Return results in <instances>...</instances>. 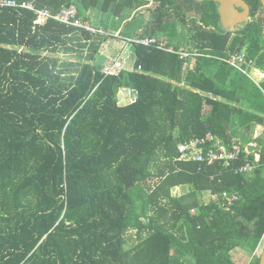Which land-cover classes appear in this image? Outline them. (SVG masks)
I'll return each mask as SVG.
<instances>
[{
  "label": "trees",
  "instance_id": "1",
  "mask_svg": "<svg viewBox=\"0 0 264 264\" xmlns=\"http://www.w3.org/2000/svg\"><path fill=\"white\" fill-rule=\"evenodd\" d=\"M14 1L33 10L0 8V264H235L234 249L252 254L264 238V80L249 73H264V19L216 32L215 3L202 2V25L183 35L185 21L172 17L195 7L152 0L153 20L130 38L112 36L120 29L109 20L91 24L89 11L124 19L149 0ZM70 7L103 33L34 23L37 11ZM120 39L133 63L104 74L96 57L112 58L102 46ZM61 50L75 61L62 62ZM239 55L245 64L231 65ZM122 87L133 103H119ZM207 133L227 146L256 142L259 161L245 152L227 167L179 160L178 144ZM245 160L252 172L235 174ZM179 187L189 192L173 195ZM225 192L237 200L227 204Z\"/></svg>",
  "mask_w": 264,
  "mask_h": 264
},
{
  "label": "built area",
  "instance_id": "2",
  "mask_svg": "<svg viewBox=\"0 0 264 264\" xmlns=\"http://www.w3.org/2000/svg\"><path fill=\"white\" fill-rule=\"evenodd\" d=\"M0 8H24L33 10V7L31 5L26 3H22L19 5L14 0H0ZM36 14L37 18L34 22L35 24L43 25L48 19H54L67 25L81 27L94 34L103 33L101 30H96L88 23H81L79 20H77V12L74 7H70L66 10H63L60 14L56 16H52L48 11H37ZM132 41L134 43L143 45H148L154 42L153 40L147 39H136ZM179 56L185 59L195 57L194 54H187L185 52H179ZM118 61L119 60L114 61L115 63H113L109 68H107L106 71H103V73L107 75L118 76L121 71L125 70V68H123ZM230 63L233 66H238V64H245V57L244 55L236 56ZM187 66L188 65L184 63V69ZM137 70L139 71L140 67H138ZM250 77L256 83H258L257 80H260L259 78H257L256 80V77L253 76ZM117 98L119 103L122 105L131 104L136 100L135 92H133L132 89L127 87H122L118 89ZM177 150L179 153V160L187 162L192 161L199 164H206L207 166H211L215 163H221L225 167L229 166L232 162L238 160L242 152H246L245 149L242 150L241 145L236 142V140H232L227 146L225 144H222V142L217 137L213 136L210 133L205 134L203 137H191L187 141L178 144ZM253 169L254 165L249 161L245 160L244 164H241V166L235 169L234 172L235 174L248 175L252 172ZM221 196L227 202V204H231L237 200V197L235 195H229L226 192L222 193Z\"/></svg>",
  "mask_w": 264,
  "mask_h": 264
},
{
  "label": "rangeland",
  "instance_id": "3",
  "mask_svg": "<svg viewBox=\"0 0 264 264\" xmlns=\"http://www.w3.org/2000/svg\"><path fill=\"white\" fill-rule=\"evenodd\" d=\"M193 4H198L193 2ZM156 4L152 1L149 0V2L147 3V5L130 12L129 10H127L125 12V18L123 19V17L120 16V18L113 16L111 13L107 14V13H100L98 11H89V15L92 17L93 16V22L91 24L97 25L104 23L105 20H109V22H114L116 23V27H118L120 30L119 31H110V34H113L112 36H116L119 35L120 31H124L125 34H127L128 36H132L130 38L133 37H137L139 36L142 31L146 28V25H148V23L153 19L154 17V11L156 8ZM192 15V14H191ZM194 15V14H193ZM198 17V16H197ZM190 17L187 16V20H189ZM199 18V17H198ZM260 19V18H258ZM123 20V21H122ZM100 29H102V27H99ZM104 30V29H102ZM137 38H134V40H136ZM122 39H120L119 41H115V40H110L107 41V43H105L102 46V52H104L106 50L105 45H108V48L112 49L109 50V56L110 57H96L98 59V62L101 63L103 65L102 67V72L106 71L107 68H109L114 62V59L119 60V64L123 67V68H130L132 63H133V59H132V55L131 52L128 50L129 47H127L126 44H122V42H120ZM168 39H164L163 41H166ZM176 44L181 43V41L179 39H175ZM55 56H58L59 58H61L62 62L63 59H66L68 61H75V58L77 57L76 54H67L64 53L62 50ZM192 67V66H190ZM250 76L259 78L260 80H257L259 83L264 80V73L263 71L259 70V69H255L252 68L250 70L249 73ZM209 110V108L205 107V112H207ZM263 132V128L260 126H257L254 131L251 134L252 139H254L256 141V139L262 134ZM237 142V140H236ZM248 145H252L253 148H255V146H257L258 144L256 142H252ZM241 147L242 150L245 149L246 154H251L254 153V161L258 162L259 161V155L256 154L255 152H257L255 149L251 150V152L247 149V146ZM259 151V150H258ZM189 192V189H184L182 187L179 188H174L172 190V194L176 195V196H181L183 194H187ZM201 200L207 202L209 199H211V195L208 192H204L201 194ZM135 232H131L128 233L127 236H131L132 238L134 237ZM263 245H264V238L263 240L260 242V244L257 246L256 250L250 254V251H247L245 249H234L231 253V258L233 260V262L235 264H253L255 261V257H259L261 254V251L263 249Z\"/></svg>",
  "mask_w": 264,
  "mask_h": 264
},
{
  "label": "flooded vegetation",
  "instance_id": "4",
  "mask_svg": "<svg viewBox=\"0 0 264 264\" xmlns=\"http://www.w3.org/2000/svg\"><path fill=\"white\" fill-rule=\"evenodd\" d=\"M195 3H202V2H199V1H194ZM242 2L247 6V9H248V12H247V20H248V22H247V24H245V23H239V24H237L236 26H233V27H231V28H229V31L228 32H226V30L223 28V26H222V24H221V22H220V16H219V13H218V5H217V3H215V7H214V10L216 11V13H217V17L215 18V20H216V24L215 25H211V26H209L208 27V29H213V30H215L216 32H222V33H233V34H236V33H238V32H240L245 26H247L250 22H252L253 20H256V19H258V18H260V19H264V12H263V8H262V5H261V2H260V0H259V2H260V6L259 7H255V5H254V3L252 2V0H242ZM189 3H191V4H189ZM177 4L178 5H181V6H186V5H188L189 6V8H191V6H193V7H195V9L194 10H191V11H187V10H185V11H179V13H178V15L179 16H176V13H174V16H175V18L174 17H172V19L174 20V21H176L177 23H178V25L179 26H181L182 24V20L183 21H185V23H186V25H185V29L183 28V27H181V30H182V33H183V35H184V31H186L187 29H190L191 28V25H192V21L193 20H196V22H197V24H201L202 25V23L200 22V18H198L199 17V15H198V12L196 13L195 11H197V9H199V6H200V4H193V2H190L189 0H177ZM187 6V7H188ZM143 7V6H142ZM186 7V8H187ZM235 8H236V10L239 12V13H242L243 12V8L242 7H236V6H234ZM141 8V7H140ZM256 9V12L254 11ZM213 9H212V11H210V13H208V14H211V15H214L213 14V11H214ZM192 14V15H191ZM194 14V15H193ZM187 16L188 17H190L189 18V20H187L186 18H187ZM198 16V17H197ZM153 20V19H152ZM151 20V21H152ZM150 21V22H151ZM149 22V23H150ZM148 23V24H149ZM213 23H214V19H213ZM147 26V25H146ZM178 29H179V31H180V27H178ZM184 29V30H183ZM151 40H153L155 43H156V40H154V39H151ZM153 42V43H154ZM165 42V41H164ZM167 42H169L168 40H166V42L164 43V44H166ZM172 44H176V41H174V42H171ZM163 44V43H162ZM163 44V45H164ZM172 46V45H171ZM172 49V48H171Z\"/></svg>",
  "mask_w": 264,
  "mask_h": 264
},
{
  "label": "water",
  "instance_id": "5",
  "mask_svg": "<svg viewBox=\"0 0 264 264\" xmlns=\"http://www.w3.org/2000/svg\"><path fill=\"white\" fill-rule=\"evenodd\" d=\"M199 2H213L218 5V13L220 16V22L226 32L229 31V28L236 26L239 23L247 24V6L242 2V0H196ZM263 12H264V0H260ZM242 7L243 12L239 13L234 7ZM247 149L251 152V150L258 151L260 147L257 145L253 148L252 145H248ZM258 264H264V245L261 251L260 259Z\"/></svg>",
  "mask_w": 264,
  "mask_h": 264
}]
</instances>
